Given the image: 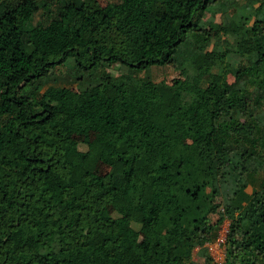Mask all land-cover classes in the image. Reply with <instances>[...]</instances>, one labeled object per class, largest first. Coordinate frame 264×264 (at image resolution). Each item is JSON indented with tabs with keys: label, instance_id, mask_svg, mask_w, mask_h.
<instances>
[{
	"label": "trees",
	"instance_id": "16d2710c",
	"mask_svg": "<svg viewBox=\"0 0 264 264\" xmlns=\"http://www.w3.org/2000/svg\"><path fill=\"white\" fill-rule=\"evenodd\" d=\"M213 1L0 0V264H196V231L216 264L225 220L222 264H264V0L221 3L235 66L189 41Z\"/></svg>",
	"mask_w": 264,
	"mask_h": 264
},
{
	"label": "rangeland",
	"instance_id": "374dc122",
	"mask_svg": "<svg viewBox=\"0 0 264 264\" xmlns=\"http://www.w3.org/2000/svg\"><path fill=\"white\" fill-rule=\"evenodd\" d=\"M98 3L101 6H105L107 3H114L118 0H97ZM221 3L228 5V7H238L241 5L246 4V0H214L212 6L206 12L205 16L203 17L202 23L200 25V30L196 33L195 38L191 39L189 38L190 43H194V46L197 47L201 44H207V50L209 49H216L219 52H224L228 50V53L225 56V64L228 65H238L241 57L240 55L243 54V51L238 49L235 44L233 43V39L231 36H227L223 34L221 31L222 24H224L227 19L222 13L221 10ZM249 7L255 8L258 3L251 2L248 3ZM229 12V11H228ZM37 19V16L35 17V20ZM192 47H189V49ZM188 48L182 47L180 49L181 55L179 58V62L182 61L183 54L186 53ZM105 71L115 77V81L117 80V77L121 74L125 73H131L133 72L129 71L124 66H121L120 64H113L109 67H106ZM149 74L151 78L155 81H165L166 84H172L174 79L181 78L183 79L185 77L184 75V67L182 64L177 63L174 65H167V66H161V67H152L149 70ZM75 71L71 67L70 63H65L63 66H58L55 71L51 73V75L48 77V82L50 84H60L65 85L73 90L77 89L78 85L76 83H72V77L75 75ZM141 76L143 74H140ZM229 81H233L232 75H229ZM93 137L89 136H82V137H76L79 148L82 150H85V144L92 140ZM248 157H252V153H247ZM264 174V169L260 170L259 177H262ZM251 186L248 185L246 188V191L249 193L251 192ZM112 210L108 207L104 211V216L108 217L111 215ZM218 216L214 215L211 217V220L214 222ZM229 224L230 222L228 220L223 221L218 228L217 231V238L213 243H210L207 245V250L210 254V256L213 258V261L216 264H222L224 261V237L227 236L228 230H229ZM200 235V231H196L194 236L191 238L189 247L192 252V258L191 261L196 264H203L205 261V254L203 247H200L198 244V237ZM222 239V240H219ZM221 241V242H218ZM217 242V243H216Z\"/></svg>",
	"mask_w": 264,
	"mask_h": 264
},
{
	"label": "built area",
	"instance_id": "2783aa9c",
	"mask_svg": "<svg viewBox=\"0 0 264 264\" xmlns=\"http://www.w3.org/2000/svg\"><path fill=\"white\" fill-rule=\"evenodd\" d=\"M219 240H222V239H219ZM218 242H221V241H218ZM224 242H225V237H224ZM224 242H223V243H224ZM216 243H217V242H216ZM215 262H216V261H215Z\"/></svg>",
	"mask_w": 264,
	"mask_h": 264
}]
</instances>
